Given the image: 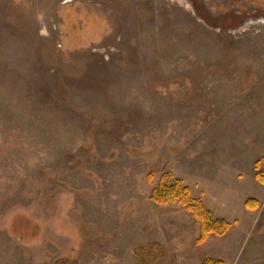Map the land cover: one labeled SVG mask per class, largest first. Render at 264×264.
<instances>
[{"label": "rangeland", "instance_id": "374dc122", "mask_svg": "<svg viewBox=\"0 0 264 264\" xmlns=\"http://www.w3.org/2000/svg\"><path fill=\"white\" fill-rule=\"evenodd\" d=\"M169 178L239 227L202 246L177 200L153 199ZM253 251L264 5L0 0V264H242Z\"/></svg>", "mask_w": 264, "mask_h": 264}, {"label": "trees", "instance_id": "16d2710c", "mask_svg": "<svg viewBox=\"0 0 264 264\" xmlns=\"http://www.w3.org/2000/svg\"><path fill=\"white\" fill-rule=\"evenodd\" d=\"M164 184L159 185L153 192L155 203L167 204L173 200H177L184 210L190 213L200 223L201 234L197 240L198 243H203L211 235L217 237L223 236L230 227L236 223L235 221L229 223L224 220H216L211 217L210 212H208L200 202H194L189 198L187 189L182 187L179 181L172 183L169 178ZM256 207H258L256 201L249 199L245 203V208L247 209L255 210L257 209ZM203 264H222V262L206 261Z\"/></svg>", "mask_w": 264, "mask_h": 264}, {"label": "flooded vegetation", "instance_id": "af4514ba", "mask_svg": "<svg viewBox=\"0 0 264 264\" xmlns=\"http://www.w3.org/2000/svg\"><path fill=\"white\" fill-rule=\"evenodd\" d=\"M226 5L232 4V7L242 11V14H252L253 12H261L263 10L264 0H216Z\"/></svg>", "mask_w": 264, "mask_h": 264}, {"label": "crops", "instance_id": "0c3cea01", "mask_svg": "<svg viewBox=\"0 0 264 264\" xmlns=\"http://www.w3.org/2000/svg\"><path fill=\"white\" fill-rule=\"evenodd\" d=\"M246 210H250V209H247V208H245ZM250 211H257V210H250ZM249 212V211H248ZM250 213H253V212H250ZM238 222L239 221H237L233 226H237L238 225ZM232 227V226H231ZM231 227H230V229H231ZM237 227H239V226H237ZM229 229V230H230ZM229 230L223 235V236H225L228 232H229ZM223 236H220V237H217V236H215V237H217V238H221V237H223ZM211 238L212 237H208L204 242H203V244H202V246L203 245H205V244H207V242L209 241V240H211ZM219 260V259H218ZM221 261V260H220ZM242 264H264V251L263 252H259V251H253L252 253H250L248 256H247V258L245 259V261L242 263Z\"/></svg>", "mask_w": 264, "mask_h": 264}]
</instances>
